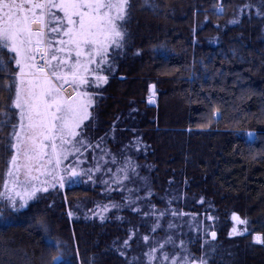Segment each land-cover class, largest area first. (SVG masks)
<instances>
[{
    "label": "trees",
    "instance_id": "1",
    "mask_svg": "<svg viewBox=\"0 0 264 264\" xmlns=\"http://www.w3.org/2000/svg\"><path fill=\"white\" fill-rule=\"evenodd\" d=\"M249 1L130 0L127 49L82 127L80 168L103 155L100 170L0 223V264H49L60 240L71 245L70 264H146L168 235L196 259L207 253L208 264H264L254 240L264 237V18L251 8L228 23ZM126 159L138 175L116 183Z\"/></svg>",
    "mask_w": 264,
    "mask_h": 264
},
{
    "label": "snow or ice",
    "instance_id": "2",
    "mask_svg": "<svg viewBox=\"0 0 264 264\" xmlns=\"http://www.w3.org/2000/svg\"><path fill=\"white\" fill-rule=\"evenodd\" d=\"M130 7V0H0V72L7 73L0 76V95L7 93V101L0 102V132L10 129L0 138V207L25 209L39 193L63 189L66 182L76 184L82 177L91 180L93 171L100 170L103 155L100 160L92 157L95 168H80L86 162L81 149L89 146L82 127L92 117L99 94L95 90L107 85L115 59L127 49ZM136 167L126 159L114 182L127 180L130 170L138 175ZM163 215L157 216L153 231ZM233 219L247 224L235 214ZM38 223L47 231L43 221ZM173 227L168 224L169 230ZM232 232L240 234L236 228ZM210 235L215 239L217 233ZM254 240L264 244L260 235ZM166 245L179 251L169 255ZM54 252L49 264H70L59 243ZM145 256L146 264H208L207 253L196 259L171 235L150 246Z\"/></svg>",
    "mask_w": 264,
    "mask_h": 264
},
{
    "label": "rangeland",
    "instance_id": "3",
    "mask_svg": "<svg viewBox=\"0 0 264 264\" xmlns=\"http://www.w3.org/2000/svg\"><path fill=\"white\" fill-rule=\"evenodd\" d=\"M249 3H250V1L247 2L245 5H240L237 8V10H235L233 12V14L230 16L231 18H230L228 23L233 25V23H232L233 20H235L237 22L238 19L243 17L246 13L249 14L248 10H250L251 8H253V10L255 9L257 12H259V15L257 14V16H259L261 18H264V0H254L253 4H249ZM261 14H262V16H260ZM223 28H224V26H223ZM4 59H5L6 63H7L8 60H9V57L7 55H5ZM12 67H13V65H11L9 63L8 64V70L10 71ZM9 115L11 116V113H9ZM52 189H55V188H50L49 191H51ZM39 194H41V193H39ZM34 200L29 201L28 205ZM24 210L25 209L13 211L12 209L7 207L6 205L3 206V207H0V223L11 222L13 220L14 214H16V213L18 214V213H20L21 211H24ZM58 243L61 246V251H63V253L65 255V259L67 261H70L71 260V256H72V254H71V251H72L71 245L69 246V243L66 240L65 241L64 240H60V242H58ZM82 264H87V263L83 261ZM93 264H97L96 263V258H94Z\"/></svg>",
    "mask_w": 264,
    "mask_h": 264
},
{
    "label": "water",
    "instance_id": "4",
    "mask_svg": "<svg viewBox=\"0 0 264 264\" xmlns=\"http://www.w3.org/2000/svg\"><path fill=\"white\" fill-rule=\"evenodd\" d=\"M154 85L151 86V91L154 92L155 91V86L153 87ZM250 139H254V136L250 137Z\"/></svg>",
    "mask_w": 264,
    "mask_h": 264
}]
</instances>
